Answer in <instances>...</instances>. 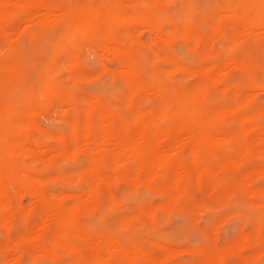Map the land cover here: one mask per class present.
I'll return each mask as SVG.
<instances>
[{
	"label": "rangeland",
	"instance_id": "rangeland-1",
	"mask_svg": "<svg viewBox=\"0 0 264 264\" xmlns=\"http://www.w3.org/2000/svg\"><path fill=\"white\" fill-rule=\"evenodd\" d=\"M38 1L42 2V4L60 2L59 3L60 7L64 6V9L63 8H61L62 10L60 9L62 12H66V10L71 8L72 6L74 8V5H75L74 4L71 6V3L73 4L74 0L73 1L71 0V3L70 2L68 3L69 0H67V3L70 4L69 6H66V2H65L66 0H31L32 5L31 7L28 8L29 12L27 10L29 14L32 13V15L30 16L31 23L24 16V14L26 13L20 12L18 10L19 6L15 5L14 7L15 9H17L16 10L17 12L16 11L11 12L14 14L10 13L8 18L6 19L7 21L11 20L14 22L12 26L13 27V33H12L13 37H11L12 39L11 38L6 39L2 34H0V49L4 47V49H2L0 52V62H3L4 63V64L2 63L3 65H5L6 63L7 64L10 63L9 65L10 67H8L6 64L7 70H3L2 72L0 70V94H1L0 95V105L2 107L4 106L2 105L3 103L4 104L9 103L8 106L10 105L11 108L16 107L17 105L15 104L16 100L14 103L11 104L10 103L11 98L14 99L13 96H15L14 94H16V92L21 91L20 93H22L24 91L23 89H25L26 86L22 87L21 86L22 83H23V86L26 84L27 87L28 85L29 86L31 85L30 86L31 88L28 87L29 88L28 90H30L29 92H31L32 94V95L30 94V96L33 102V105H32L33 111L31 112L33 113L37 109H39L37 111H40V112L39 113L34 112L33 115L30 114L32 115L30 116V119H31L30 122L32 121L34 123V121H36V123H34L35 125L32 123L33 126H31L32 124L29 126L30 143L34 144L37 138L38 141L36 143H39L40 145H43L46 148H49L48 146H50V148H53V147L57 148L59 144H58V140L56 139L57 136L55 135L58 132H59L58 135L60 134V132H62L63 135L70 136L71 118L74 116H77L78 118H80V120H83L84 118L82 111H80V113L77 114L76 110L74 111L73 108L71 109L70 107H67V106H65L67 108L63 110L64 108L62 107L63 108L62 109L60 104L57 101H53L52 103L44 102L43 97L42 98L39 97V95L40 96L42 95L38 93L39 90L41 91V88H42L41 86L43 85H41L40 86L41 88L37 91V88L39 87V82L43 83L44 78H47L45 79V81H48V79L49 81H51L53 79L52 81L59 83L62 89L67 90L69 94L75 98V101L78 105L84 104V102L87 100V97L84 98L85 96H88V100L90 99L89 101H91V99L94 98V95L95 96L97 95L98 97L96 98L100 100L104 106H106L108 111L114 112L117 117L124 119L127 123L131 125H133L134 123L133 122V118H134L133 109H135L137 106H140L143 109V111L145 110L147 112L151 110L153 112L150 115V117H148L149 121H151L153 125H159L163 122V118L161 119V116L158 115L159 97L151 92L150 93L154 95L155 98L154 96L152 98V96L149 95V93H147V95L142 92H137V94L130 93L131 91L129 89V86L124 82V80L119 75L113 74L108 70L110 67L116 66V61L110 58L108 55H105L102 51H100V49L96 47L95 43L87 44V45L70 43L71 47L69 46V43H66V42L63 43L69 49H72L70 51H73L71 53L75 54V58H72L74 56H71L68 51H64V52L58 51L59 43L64 42L63 38L60 37L62 33V32L60 33V31H62L60 30L61 27H53L52 28L53 30H52L51 28L42 27L40 22L37 21V19L33 20L35 16L36 17L38 15L40 16V14L43 13V12L40 13V11H43V9L42 7L40 8L41 5L40 6L38 5ZM88 1L89 0H78L77 2L78 3L80 2L78 6L82 5L85 2L87 3ZM120 1H121L120 6H122L120 8V11L122 12V14H124L125 16L127 15L128 18H132L133 20L135 19L136 24L134 23L133 27L131 28L130 30L131 33L127 34V32H125L124 30H118L117 36L119 40L126 47L130 46L129 50L131 49L132 52L135 53L136 58H138L139 61L143 62L142 71H141V78L143 81L150 80L153 75H156L157 77H161L165 80H168L169 83L182 84L187 87L194 85V84H205L208 82V79L206 77V74L203 73V71L205 72V70H203L201 67L207 69L209 65L210 66L211 64L213 65V63L214 64L221 63V62L225 63L226 60L232 56L233 59L234 57L236 58L234 60H238V61H242V59L246 60V62L251 65V69L249 70V72L247 71L241 72L242 69H240L239 67L237 68V70L236 68L234 69L232 68L231 70L230 68L231 65L229 66L230 61L227 60L228 65L227 64L226 65L227 67L229 66V68H226L224 66L225 64L222 63L224 67L223 70L225 68L227 69L224 71L225 73L222 71L223 76L224 74L231 72V74L229 73L228 76L226 75L224 77H226V79L228 77L230 78V76L232 77L230 81H229V78L227 79V81H225L224 79L219 84V87H222L225 85H233V84L234 85L236 84L237 86L238 84L237 87L241 89V86L242 87L245 86V88L241 89L242 92H244V90H246L245 92H249V93L255 91V94H253V96L255 95L258 98L255 100L253 96H251L252 95L251 93L250 97L253 102V107H256L259 104L264 103V91H260L264 89L260 88L259 90L258 87L257 88L254 87L257 90L255 89L253 90V88L250 87V83L252 81H256L257 79H258L257 80L258 82L264 81V74H262V72H264V47H263L264 45L262 43L256 42L253 39H251V36L246 38L248 34L245 36L243 35L244 32L242 34L240 31V30L243 31L244 28L241 29V27H239L240 30H237L238 28L234 29L232 28L231 25H225L224 30L226 29L227 31L226 36L219 37L218 35L220 34L217 33L216 28L213 23L214 20L217 18V17L215 18V16H218L216 15L217 13L214 14L215 11H217V9L215 10L213 9V7L216 8L219 6V9L223 12L225 8L227 7V5H229L230 0L229 1L222 0L223 2L221 0H207V1L206 0H176V1L170 0L169 2L168 0H158L157 2L155 1L156 3L152 2L151 4H150L151 0H139V1L138 0H120ZM131 1L132 3H130ZM234 1L235 0L230 1V4H232V2ZM216 3L218 4V6ZM32 7H34L35 9ZM66 7L68 8L66 9ZM188 7L190 8L191 13L193 11L192 14L190 13V10L187 9ZM131 8L133 9V11L131 10ZM181 9L183 11H181ZM31 10L32 12H30ZM185 13L190 14L189 17H187L188 14H185ZM251 13L253 14V12ZM16 14H18V17ZM132 14L133 16L135 15L134 18L131 16L129 17V15H132ZM23 16L25 18H23ZM202 16L207 17L209 23L203 22L201 19ZM15 18L18 20H16ZM158 18H164V19L167 18L166 20H169V22L177 26L178 33L174 35L170 41H168V39L167 40L161 39L160 38L161 34L159 35V33L158 35L160 37L156 35L157 33L155 32L152 33L153 24ZM182 18L184 20H182ZM132 19H129V20H132ZM141 19H145V20L148 19L150 20V22L144 23L142 21L143 24L139 23L141 22ZM176 20L178 22H176ZM182 21L185 23L189 22L191 26H195L194 27L195 29H194L193 27L191 28V26L188 25L189 26L188 29L190 28L193 29V30L190 29L191 36L189 38H186L182 36L181 33H179V31L181 32L184 29V27H186V24H187V23L184 24ZM23 22L26 23L27 25L24 24ZM21 23H23L24 25ZM182 23L184 24V27L182 26ZM19 25L21 26L23 25L22 27L24 28L22 27L20 28ZM29 25H31L30 28L28 27ZM38 26L41 29L38 28ZM143 27L145 29H141ZM25 29L27 30L31 29L32 34L26 30L27 32L26 37L27 38L30 37V34L32 36L30 39L25 38L26 34L22 35L25 32ZM135 29H137L138 31ZM196 29L197 30L199 29L204 35L203 42H201L200 47L195 46L196 39H195L194 30ZM21 30L24 31L22 32V34H21ZM236 30L237 32L240 31V33H236ZM55 31H56V34L59 32L60 36L56 35ZM136 31L137 33H134ZM192 31H193V34H192ZM244 31L246 30L244 29ZM211 32L214 33V36H218L219 38L218 37L216 38L213 35H211L213 36L214 41L212 39L210 40L209 38H210ZM13 34L14 35L16 34V35L14 36ZM53 34L55 35L52 37ZM131 34H133L134 37ZM242 35L243 37L245 36V38H242V40L241 39L239 40V38H241ZM20 36H23L24 39H22V37L20 38ZM235 37L238 40L236 39L237 42L234 45H232V43L236 41L234 40ZM18 38H20L21 41ZM158 38L161 40H159ZM48 39H50V42ZM150 39H151V42H149ZM7 40L8 41L10 40V41L7 43ZM208 41H210L211 43ZM16 43H18L19 46H15V45H18ZM215 43H217V45ZM230 43L232 46L229 48L228 45L230 46ZM191 44L193 46H191ZM93 45L95 46L93 47ZM207 45H208V49L206 51L204 46H207ZM10 46L12 49L10 48ZM49 46L53 47L52 50L51 48H49ZM233 46H235L236 49H234ZM45 49L47 50L45 51ZM5 50H8V51H5ZM152 50H156L157 53H155V51L153 52ZM213 51H216V52L218 51V53L213 52ZM65 52L66 53L68 52L66 56H64V54H66ZM46 53H48L49 55H47ZM231 53L232 54L234 53L233 54L234 56ZM235 53H236V56H235ZM156 54H160V55L164 54V55L160 57L159 55H156ZM165 54L167 56L169 55L170 56L167 58ZM38 55L41 61L37 59ZM68 55L71 56V60L69 59L70 57L68 58L69 60L66 59ZM226 55L230 57L228 58ZM237 55L240 57L237 58ZM156 57H159V58H156ZM169 58H171L172 60ZM239 58H242V59H239ZM224 59H225V62L223 61ZM63 60L65 62H62ZM174 60L179 63V66L181 68H178L179 66H175ZM75 62L78 64L73 65ZM40 63H42L43 65L42 66L39 65ZM71 63H73L72 68L68 66V64L70 65ZM66 65L69 68L65 69L67 67ZM36 66L39 69L41 68V70L36 68ZM170 66L173 69L171 72H168L170 71L169 69H171L169 68ZM13 67L17 68L16 72H11V70L14 69ZM30 67H32V70ZM165 67H168L169 69L166 68V70H164ZM48 68L51 70H54V73L52 75H47L48 70H49ZM200 68L202 69V71ZM36 69H38L39 71H43L42 73L44 74L40 73L39 71L37 72ZM44 69H46L47 71ZM68 69L74 70L76 75L75 76L72 75L71 71ZM26 71H28V75ZM33 71L35 75L39 74L38 76H40L42 74L43 76L41 75L40 78L41 80L43 79V81L39 80L40 78L38 76L35 80L34 77L36 76L33 75ZM55 72L57 73L55 74ZM79 72L81 73L80 75H78ZM83 72H84V75H83ZM167 72L169 74H167ZM255 73L257 74L255 75ZM85 75H87V77ZM51 76H53L52 79H51ZM81 76L82 77L84 76L85 79H83ZM24 77H26L27 80ZM24 80H25V83L23 82ZM246 87H249V88H246ZM27 91H26V94H27ZM90 93L94 95L90 96L91 95ZM23 94H25V92ZM23 94L22 95L18 94V95L22 97ZM18 95H17V98H19ZM128 95L130 96V98L132 97V100H133V104L131 107H129L128 105L125 106L126 105L125 100L128 98ZM83 98L84 100L85 99L86 100L84 101ZM36 101L39 103H37ZM210 101L215 104L225 103L227 105H231L234 103V97L230 92L228 94H222V92L220 93L219 90L213 89L211 91ZM256 102L258 103L261 102V103L258 104ZM43 107L46 110H44ZM58 107L61 109H58ZM34 108H37V109L34 110ZM148 108H151V109L148 110ZM53 109L55 110V112L56 111L57 112L54 113ZM42 110L45 111V115H43L44 112ZM62 110L64 112L60 114ZM31 117L34 119L32 120ZM223 120L224 121H222L220 127L223 130H225V132H227L229 135L233 136V138L229 140L228 147L233 151L235 150L237 152H240L244 146V143L242 142V140L236 137V133L239 128L240 118L234 114L228 113ZM253 120L255 121L253 122ZM253 120H252L253 124L255 123L256 126H259L264 129V115L263 114H260L254 117ZM36 126L37 127L39 126L40 130L36 129L37 128ZM41 128H43L44 130L46 129L47 130L43 132L41 131ZM81 131H82V128H80V132ZM51 132L53 133L54 136L52 135ZM96 132L97 134H99L98 131ZM49 134H51L52 136L50 137ZM181 140L182 139H179V141L177 140L176 142L178 143ZM176 142L174 144H176ZM72 143H73L72 141H69L68 143L67 151H70V150L72 151V152L71 151L69 152L71 153L70 157H68L67 151H66L67 156H65V153L64 154L60 152L58 153L55 150H51L52 152L54 151L56 152V153L54 152L55 154L54 153L51 154V151L49 150L45 152L44 156L48 155L49 152L51 155L49 154V156L45 157V159L44 157L42 159H37L31 155H23L19 158V161L21 160L22 163H24L26 166H30L29 167L30 171H31L30 168L34 167L32 171L36 170L34 172L39 173V175L42 178H44L45 175L47 177L49 176V178L46 177L47 179L43 180V183H45L44 187L46 188L49 195L56 194L51 197L55 201V203L58 201L57 203H60L63 207H66V208L68 206L70 207L69 203L72 204L74 202L75 204H77L76 202L79 196L73 193H77V192L79 193L80 192L79 190L85 188L87 184L90 183L91 181V177L88 173L89 171L88 170L87 172L84 171L85 168L90 169V167L89 168L87 167V165L90 164V157L86 153V151L83 149L87 147L86 145L89 146V144L86 143V145L83 146V144L85 143L84 142L82 143V141L79 140L77 141L76 145L80 143L81 144L78 145L77 147L75 143L74 144ZM169 143L170 142L165 141L163 142V145L169 146L167 145ZM74 145H75V148H74ZM178 145L181 146L182 144L179 143ZM178 145H174V147L177 148ZM261 145L262 146L264 145V139L261 140ZM174 149L172 151L175 152L176 154L171 151L172 156L171 155L170 156L173 158L174 161H179V160L182 161L185 167L183 168L165 167V169L164 167L160 168V170H163L164 172L158 170L159 167H153L152 168L153 170L154 168H157V170L160 171L158 172L155 169L153 172L152 170L153 174L157 173L155 178L153 177L154 175L151 173L153 175L151 178L153 182L151 181V179H148L149 177H147L146 175H144V177L136 175L133 171V166H132L134 164H132V161H130L129 159L127 161L125 160V163L124 162L122 163L123 167L121 168L113 167L114 164L112 163H110L107 167H95V170L100 175H102L103 173L105 174L106 172H109V171L110 173L106 174L105 176L106 178L104 177V183L102 184V187L100 188L99 193L94 198L95 201L92 200L91 196L87 199L88 200L87 202L88 203L92 202L93 205L91 207H89V205H86L84 206L86 208L83 207L80 210L77 220L76 222H74L76 225L80 227V230H81L79 231L80 233L79 234L71 233L65 236L66 242L72 247L78 248L79 250L78 253L79 254L81 253L80 256L82 255L83 257V258L81 257L80 259L81 263L80 261H77V262L75 261V264H84V263L89 264L88 262H90L91 264H120V263L128 264L131 262L130 264H132L133 262L132 260H134L132 258H136L135 255L138 254L139 252V250L137 249H140L141 251L139 254L141 253L146 254L147 256L144 255V257L145 256L148 257L152 261L153 264L154 263L163 264L164 262H165L164 264H264V250H262V248H264V244H263L264 243L263 242L264 241L263 239L264 238V231H263L264 224L262 226V222L264 223V203L262 205V201L264 202V191L258 192V187L264 186L262 185L264 183H261V182H264L263 181L264 179V158L262 159L263 150L261 151L262 153L261 154L259 151H257V149H252L251 151L252 153L250 155L253 154L254 157H251V160H249L250 156L249 158L243 157L244 162L242 161V163H245V164L244 165L242 164L241 167H235V170L233 167H220L216 161L211 160L208 156H205L203 161L209 163L211 167H204L205 169L200 167V169L204 173H205V170L208 169L207 172L211 173V175L207 173H205L207 175H204L202 172H200L201 174L199 175L198 173V177H196V174L199 171V167H193V162L190 157L189 149H186V148L185 149L177 148L178 150H174ZM218 157L221 158V155L219 154ZM48 158H50V161L52 159V161L47 162L46 159ZM244 158L246 161L247 159L249 161H252L253 165L252 164L250 165L251 162L250 163L247 162L249 164H246ZM257 166H258V169L260 168L261 170H258ZM80 168H83V172ZM92 168L94 169V167H91V169ZM174 168H175V171L178 172L176 173V175L179 177L181 176V178L177 177L178 179L177 181L179 182V184L177 185V181H176V184H175L176 186L173 184L175 183L176 179L173 182H171V180L174 179L172 178L174 177L173 174H171L173 173ZM180 168L183 169L184 171L181 170ZM194 168L198 170H196L195 172ZM76 169L82 172L80 173L78 171L80 173L79 176L76 175L78 174ZM111 169H114V171L112 172ZM121 169H123L122 171H124L123 173L126 175L125 176L123 174V176L127 178L123 177L122 173H120V176H118L119 175L118 173L119 171H121ZM72 170L73 172H71ZM242 170L243 171L245 170V171L243 172ZM115 171L118 173H116ZM179 171L183 173L179 174ZM114 172L117 175L116 174L113 175ZM111 173H112V176H109ZM52 176H54V178L56 176V178L53 179ZM117 176H118V179L116 180ZM128 176L130 178H128ZM213 178H215L214 180L216 181V182L214 181V183H212ZM248 180L250 181V183ZM217 181H219L220 184L217 183ZM216 183L219 184V186L216 185ZM175 187H177L178 190ZM59 189H61V192ZM174 189L177 191H175ZM181 189L184 191H182L181 196H180L179 193ZM10 193L12 195L13 204H14V211H13L14 215L13 217H9L10 220L7 221L8 226H5V225L2 226L0 224V242L1 243L4 242L8 238L14 239L18 234L25 232L27 228H29L30 226L32 227V229L34 227L36 228L35 231H32L33 234L35 233L38 234V232L36 231H39L38 229L40 230L42 229L43 225H45L43 222L47 223L46 220L43 219V220H40L42 224L38 221L41 224L40 226L41 228L38 226V229H37L36 226H32L34 221L39 219L38 217H40V215L38 214H40L41 210L44 209L42 206V203L39 202L40 200H37L38 202L35 201L38 198L31 197L30 199V196L26 192H25L26 194H24L23 192H21L22 194L18 193L20 195L19 197H17V195L15 196L14 194L13 188L10 189ZM107 193H112L113 199L115 198L114 200L117 202L116 203L115 201L111 200L112 202L116 203L110 207L111 209L107 208L111 205L109 203L110 202V199L108 197L109 194L107 195ZM57 195H59V197H57ZM110 198H111V194H110ZM27 200H28V203H26ZM30 200L33 201L32 202L33 204L31 203ZM29 203L31 206H29ZM27 204H28V207H26ZM154 204H157V206ZM20 206L22 208H26L29 210L27 213L28 221L26 224L22 220L24 211L23 209H21ZM152 206L154 208H152ZM150 210L153 211L151 212L153 213L152 215H154V217L151 216L150 214L148 215L149 217L147 216L148 211L150 212ZM259 212L261 213V215ZM255 213H257V215L254 218L253 216L255 215ZM122 215L125 217L126 215L128 216L130 215V218L127 221L128 217L126 218L121 217ZM258 216L262 218V220H260L262 228L259 227L260 223L259 225H257L256 220L258 219ZM120 217L122 218L121 220H120ZM150 217H152L153 219H149ZM123 218H125L126 220ZM121 221L122 222L127 221V226H126V223L125 225H123L124 223H122ZM92 223L94 224V226ZM100 224L102 226H100ZM53 225L54 224H50L49 230L47 231L49 233L46 232L47 234H45V236H43L42 238H40L39 235L35 234L37 241H39L38 246L42 245L47 250L49 249L53 250V252L50 250L52 252L51 256L47 253H46L47 255H43L44 254L43 253L44 250H42L43 247L41 249L40 247L36 248V251H34V253H36L34 255V258L31 257L33 254L30 255L28 251L23 253L22 255L19 254L20 256L18 257L16 255L17 252L15 251L14 253L15 255L12 256L14 259L11 260V264H74V260L72 259L71 255L67 254L66 252L65 254L61 248H59L53 243L52 241L53 238L60 237L59 231L57 230V228L54 227L56 225L54 226ZM255 225L258 227H256ZM253 227L254 228L256 227L257 229L256 228L254 229ZM258 228L260 229L259 231H258ZM52 229H55V230L53 231ZM82 229H83V232H82ZM89 230L92 231V233L94 234L96 230H98L95 234L96 236L91 235L92 233L88 234L90 232ZM85 232L87 235L84 234ZM100 232L104 233L105 236L107 237L111 236V238H115L116 240H118V243L121 242V244H124V246L129 247V249L131 245L132 246L134 245L133 247H135L136 249L135 248L134 249L137 251L135 252L136 254H134V252L131 250V255L132 254L134 255H132L133 256L132 258H127L128 260L130 259L129 261L125 258H122L119 255V253L117 252L115 253V250H116L114 248L115 246H111V244H113L111 243L113 242V240L109 242L111 243L110 245H106L105 240H104L105 238L104 234H102L103 238L100 239V237H98L99 236L98 234H100ZM50 235H52L53 238H51ZM107 237L105 239H107ZM123 237H125L127 243L124 242L125 239ZM92 238L93 239L97 238L98 240L100 239L99 241L101 242V244L100 242H98L99 244H96L97 239H96V242L94 240L95 243L93 242L95 245H98V249H95L93 247V244H91V242L93 241ZM150 239L152 242L148 241ZM102 240H104V242ZM106 241H108V239ZM246 242L249 244H246ZM155 243H157L158 245L157 244L155 245ZM121 244H118V245H121ZM163 244H165L166 247ZM21 246L25 250H28L30 248V245L26 242L21 243ZM107 246L108 247L110 246V248L112 247V249L113 248L115 249L114 252L109 249L110 252H113V256L108 255V253L109 254L111 253L109 251L107 252L106 250V248H108ZM118 248L120 249V247ZM174 248L176 249L174 250ZM39 250H41L42 251L41 253L43 254H41ZM258 251H261V252L257 253ZM96 252H100L99 254L102 253V255H99ZM249 252H251V254ZM53 254H54V257H53ZM97 254H98V257L95 258ZM252 254H254V256H252ZM103 255L104 256L108 255V259L107 257L104 258ZM109 256L111 257L109 258ZM144 257L142 258V255L140 256V258L137 257V259H135V261L136 260L137 261L136 263L134 261V264H141L142 261L138 259H144ZM148 258H146V260ZM0 259H1V253H0ZM31 259L33 261H31ZM146 260L145 262H147ZM146 264H150V262L149 263L147 262Z\"/></svg>",
	"mask_w": 264,
	"mask_h": 264
},
{
	"label": "bare ground",
	"instance_id": "bare-ground-1",
	"mask_svg": "<svg viewBox=\"0 0 264 264\" xmlns=\"http://www.w3.org/2000/svg\"><path fill=\"white\" fill-rule=\"evenodd\" d=\"M77 1L78 0H74V2H76V3L73 2V4L71 3V0L68 1V3L69 2L71 3V6L74 4L76 5V6L74 5V8H73V6L72 7L70 6L71 8H69V9H67L68 7H66L68 12H67V10H66V12L61 11L62 10L61 8L64 9V6L60 7V5H59L60 2L59 3L55 2V3L42 4V2L38 1V5L39 6L41 5L40 8L42 7V9H43V11H40V13H42V12L43 13L40 14V16L38 15L40 18L38 16L37 17L35 16L33 18V20L37 19V21L40 22L41 26L44 28H51L52 29L53 27H61V29L58 28V29L62 30V31H60V33L62 32L61 36H60V33L58 31H57L58 32L57 34L55 31V34L62 37L63 41H64L62 43H59V50L58 51H61V52L68 51L71 56H74L72 58H75V54L71 53V52H73V51H70L72 49H69L63 43H65V42L69 43V46H70V43L84 44V45L95 43L96 47L99 48L100 51H102L105 55H108L110 58H112L116 61V66L110 67L108 70L113 74L119 75L124 80V82L129 86V89L131 91V92L129 91L130 93H134V94L136 93L137 94V92H142V93H145L146 95H147V93H149V95H151L152 98L154 95H152L151 93H154L155 95H157L159 97L158 115L161 116V119L163 118V122L159 125H153L152 122L149 121V118H148L153 113L150 110L151 108H148V110H150V111L146 112L145 110L143 111V109L140 106H137L135 109H133V112H134L133 122L134 123H133V125H131V124L127 123L124 119L117 117L114 112L108 111L106 106H104L102 104V102L96 98L98 96L97 95L95 96L94 94L93 95H94L95 99L92 98L91 101H89L90 99L88 100V96H85V97L83 96L84 98L87 97V100L85 99L86 100L85 101L83 98V100L85 101L84 104L78 105L75 101V98L72 95H70L67 90L62 89L60 87L59 83L52 81L53 76H51V79H52V80L50 79L51 81H49V79H48V81H45V79H47V78H44V81H43V79L41 80L40 76L44 73H42L43 71H39V70H41V68L39 69L37 66H36V68L39 69V70L36 69L37 72L39 71L42 74L40 76H38L39 74L35 75L34 71H33V75L36 76V77H34V79L36 80V78L38 76L40 78L39 80L43 81V83L39 82V87L37 88V91H38L42 87L41 91L40 90H39L40 92L38 91V93H40L42 95V96L39 95V97H41V98L43 97V101L47 102V103H52L53 101H57L60 104L61 108L62 107L64 108V109L62 108L63 110H65L67 107H70L71 109L73 108L74 111L76 110L77 114H79L80 111H82V113H83V117H84L83 120H80V118H78L77 116H74L71 118L70 136H65V135H63L62 132H60V134L58 135L59 132L58 133L56 132L57 134L55 136H57L56 139L58 140V144H59L57 148H54V147L50 148V146H48L49 148H46L43 145L36 143L38 141L37 138H36V141L34 144L30 143L29 126L33 123L32 121L30 122V120H31L30 116H32L34 114V112H37V113L40 112V111H37V110H39L37 108H34V110L37 109L36 111H34L33 113L31 112V111H33L32 110L33 109L32 108L33 102H32L31 96H30L31 92H29L30 90H28L29 89L28 87H30L31 85L30 86L28 85V87H27L26 84L23 86V83H22L21 86L22 87L26 86L27 89L26 88H25L26 90L23 89L24 91L22 93H20L21 91L16 92V94L18 93L19 95L20 94L22 95L24 92L26 94V91L28 90L27 94L26 95L23 94L22 97L17 94L19 96V98H17V95L14 94L17 99L15 98V96H13L14 99L11 98V101L14 100L13 102L10 101L11 104L14 103L16 100V103H15V104H17L16 107L11 108L10 105L8 106L9 103H6V104L3 103L2 104V105H4V106H2L3 108L0 105V224L2 226L3 225L8 226L7 221L10 220L9 217H13V215H14V213H13L14 204H13L12 195L10 193V189L13 188L14 194H15V196L17 195V197H19V195H20L18 193L23 192L24 194L27 193L30 196V199H31V197L32 198H38V199H36V200L34 199V200L35 201L40 200L39 202L42 203V206L44 209H42L40 214H38V215H40V217H38L39 218L38 220L34 221L32 226H36L38 229V226L40 227L42 224L40 222V220H43V219L46 220L47 223L42 221L45 225H43L41 230L38 229L39 231H36V232H38V234L35 232L34 233L39 235L40 238H42L43 236H45V234L49 233L47 231L49 230L50 224L56 225V226H54V225L53 226L55 228H57V230L59 231L60 237L59 238L58 237L53 238V236L50 235L51 238H53L52 241L56 246L61 248L64 251V253L66 252L67 254L71 255L72 259L74 260V264H75V261L76 262L80 261L82 255L80 256L81 253L80 254L78 253V251H79L78 248L72 247L71 245H69L66 242L65 236L68 234H71V233L72 234L73 233L74 234L80 233L79 232V231H81L80 227L78 225H76L74 222H76L78 214L84 206L89 205V207H91L93 205L92 202H91L92 204L90 202L88 203L87 199L91 196L92 200L95 201L94 198L97 196L100 188L102 187V184L104 183V177L106 176L107 173L108 174L110 173V171H109V172H106L105 174L103 173L102 175H100L95 170V167H107L110 163H112V164H114L113 167H115V168L120 167L121 168V167H123L122 163L123 162L125 163V160L127 161L129 159L130 161H132V164H134L132 166H133V171L136 175L143 176V177H144V175H146L147 177H149L148 179H151L152 176L154 175L153 177L155 178L157 173L156 174L152 173L153 167H159L158 170H160V168H162V167H164V169H165V167H176V168L177 167L178 168L179 167H181V168L185 167V165L182 161H180V160L174 161L173 158L171 157L172 156L171 154L173 152L172 150L174 148H176V147H174V145H178L179 143H181L182 145L181 146L178 145L179 147L177 146V148L178 149L179 148L189 149L190 157H191L192 162H193V167H199V171L197 172L196 177H198V173H199V175L201 174L200 172H202L204 175H207V174L211 175V173L207 172L208 169L205 170V173H207V174H205L200 169V167L201 168L211 167V165L209 163L203 161L205 156H208L211 160L216 161L220 167H233L234 170H235V167H241L242 164L243 165L245 164V163H242L243 157L249 158V156H250L249 160H251V157H254L253 154H252L253 156L250 155L252 153L251 152L252 149H257V151H259L260 153L263 150L262 159L264 158L263 157L264 156V147H263L264 145L263 146L261 145V140L264 139V129L259 127V126H256L255 123L254 124L252 123V120L254 117H256L260 114L264 115V103L259 104L261 102H259V103L256 102L259 105L256 107H253V102H252L250 95L252 93L251 96H253V94H255V91L249 93V92H245L246 90H244V92H242L241 89L245 88V86H243V87L241 86V89H239L237 87L238 84H237V86H236V84L235 85L233 84V85H225V86L219 87V84L224 79H225V81H227V79L229 78L228 77L226 79V77H224V76H226V75L228 76V74L229 73L231 74V72L224 74V76H223V72L225 70H227L226 68H229L230 65H231L230 66L231 70H232V68L233 69L236 68V70H237V68L239 67L240 69H242L241 72H243V71L249 72V70L251 69V65L249 63H247L246 60H243L242 58H239V59H242V61L234 60L236 58L234 57V59H233V57L229 54L231 57L226 55L228 58L230 57L229 59H227L225 57L227 60L230 61V64L228 67H227V65H228L227 60L225 62V59L223 60L225 63H223V62L215 63V64L213 63V65L211 64V66L208 64L209 67L207 66L208 67L207 69L201 67L203 70H205V72L203 71V73L206 74V77L208 79V82L205 84H194V85L187 87V86L182 85V84L169 83L168 80H165L161 77H157L156 75H153V76L151 75L152 78L150 80L143 81L141 78V71H142L143 62L139 61V59L136 58L135 53L132 52L131 49L129 50L130 46L126 47L119 40V38L117 36L118 30H124L125 32H127V34L131 33L130 30L133 27L134 23L136 22L135 19L133 20L132 18H128L127 15L125 16L124 14H122V12L120 11V8L122 7V6H120L121 1L120 0H89L87 3L85 2L79 6H78V4H80V2L78 3ZM155 1L157 2L158 0H154V1L151 0L150 4L152 2L154 3ZM169 1L170 0H168V2ZM230 1H232V0H230ZM230 1H229V5H227V7L225 6L226 7L225 10L223 9L225 11V13H224V11L222 12L219 9V6L217 3L216 4L218 7H216V8L213 7V9H215V10L217 9V11H215L214 14L217 13L216 15H218V16L214 15L215 18L216 17L217 18L213 22L217 33L220 34V35H218V34L217 35L219 37H221V36L225 37L226 36L227 31H226V29L224 30L225 25H231L232 28H234V29L238 28L237 30H240L239 27H241V29L244 28L246 30V31H244V29H243V31L240 30L241 33L243 34V32H244L243 35H245V36L248 34V36H246V38L251 36V39H253L256 42L262 43L264 45V0H235L234 1L235 3L232 2V4H230ZM65 2H66V6L70 5L67 3V0ZM130 3H132V1ZM147 3H149V2H147ZM210 3H211V1H210ZM15 5L19 6L18 10L20 12L26 13V14H24V16L31 23L30 16L32 15V13H30V14L28 13L29 12L28 8L31 7V5H32L31 0H16V1H14V0H0V34H2L6 39L13 37L12 36L13 27L12 26H13L14 22L11 20L7 21L6 19L8 18V16L10 15L11 12H14L17 10L14 7ZM183 6H182V8H183ZM32 8H34V7H32ZM209 8H211V7H209ZM187 9L190 10L189 7ZM27 10H28V12H27ZM131 10L133 11L132 8H131ZM178 11H179V9H178ZM181 11H183V10L181 9ZM30 12H32V10ZM251 12H253V14ZM190 13H191V10H190ZM192 13H193V11H192ZM11 14H14V13H11ZM65 14H67V15H65ZM185 14H188V13H185ZM16 15L18 17V14H16ZM21 15H23V14H21ZM182 15H183V13H182ZM189 15L190 14H188L187 17H189ZM24 16H23V18H25ZM130 16L134 18L135 15L133 16V14H132V15H129V17ZM175 18H176V16H175ZM11 19H12V17H11ZM129 19H132V20H129ZM166 19L158 18L154 24L152 23L153 24L152 33L155 32V33H157L156 35H158V33H159V35L161 34V37L159 35L158 36L161 39H163V40L168 39V41H170L172 39V37L178 33V29H177L176 25L172 24L171 22H169V20H166ZM201 19L203 22L209 23L207 17L202 16ZM16 20H18V19H16ZM182 20H184V19L182 18ZM19 21H20V19H19ZM142 21L144 23L150 22V20H148V19H146V20L141 19V22H139V23L143 24ZM176 22H178V21L176 20ZM23 23H21V24H23ZM183 23L186 24L187 22L186 23L183 22ZM183 23H182V26L184 27ZM24 24H26V23H24ZM37 24H39V23H37ZM137 24H138V22H137ZM188 25L191 26L190 23L188 22L186 24V27H184V29L181 27L183 30L181 32L179 31V33H181L182 36H184L186 38H189L191 36L190 29L192 27L193 28L195 27V26H191V28L188 29L189 28ZM22 26L19 25L20 28ZM139 26H137V27H139ZM146 26H147V24H146ZM28 27L30 28L31 25H29ZM144 27L141 29H145ZM22 28H24V27H22ZM38 28H40V27L38 26ZM147 28H148V26H147ZM137 29H135V30H137ZM26 30L27 29H25V32L21 30V34H22V32H24L22 35L26 34L25 38H27L26 37L27 36ZM29 30H27V31L31 33L32 32L31 29H29ZM191 30H193V29H191ZM237 30H236V33H240V31L237 32ZM137 31L134 33H137ZM194 32H195V39H196L195 44L196 45L194 43L193 44L196 47H200L201 42H203V36L204 35L202 34V32L199 29L194 30ZM15 33H17V32H15ZM30 33H28V34H30ZM31 34H30V37H28L27 39H30L32 37ZM55 34H53L52 37ZM192 34H193V31H192ZM131 35H133V34H131ZM131 35H130V37H131ZM211 35L214 36V33L211 32L210 38H209L210 40L211 39L213 40V36H211ZM243 35L241 38H239V40L240 39L242 40V38H245V36L243 37ZM218 36H214V37L217 38ZM21 37H22V39H24L23 36H20V38ZM133 37H134V35H133ZM237 37H239V36H237ZM20 38H18V39L20 40ZM50 39H48L49 42H50ZM161 39H159V40H161ZM236 39L237 38L235 37L234 40H236ZM237 40L234 43H232V45H234L237 42ZM9 41L7 40V43ZM149 42H151V39ZM208 42H210V41H208ZM231 42H233V41H231ZM16 44H18V43H16ZM21 44H23V43H21ZM215 44L217 45V43H215ZM212 45H213V43H212ZM232 45L230 43V46L228 45V47L230 48ZM15 46H19V44L15 45ZM94 46L95 45H93V47ZM191 46H193V45L191 44ZM73 47H74V45H73ZM166 47H168V46H166ZM233 47H234V49H236L235 46H233ZM261 47H262V45H261ZM10 48H11V46H10ZM49 48H51V50H52L53 47L49 46ZM204 48L207 51L208 45L204 46ZM2 49H4V47L0 49V52ZM47 49H48V47H47ZM47 49H45V51ZM5 51H8V50H5ZM76 51H78V50H76ZM152 51L153 52L155 51V53H157L156 50H152ZM68 52L67 53L65 52L66 54H64V56H66L68 54ZM213 52H216V51H213ZM216 53H218V51ZM46 54L49 55L48 53H46ZM104 54H103V56H104ZM156 55H159L161 57L164 54H162V55L156 54ZM71 56L68 55L66 59L71 60ZM169 56H167V58ZM235 56H236V53H235ZM238 57H240V56L237 55V58ZM156 58H159V57H156ZM222 58H224V57H222ZM37 59L40 60L39 55H38ZM169 59H171V58H169ZM74 60H76V59H74ZM32 62H34V61H32ZM62 62H65V61L63 60ZM76 62L74 64L73 63H71L70 65L68 64V66L72 68V64L73 65L78 64ZM2 63L3 62H0L1 72L3 70H7V66L10 67L9 66L10 63L9 64L6 63L7 66H6V64L3 65L4 63L3 64ZM36 63H37V61H36ZM222 63L225 64L224 66L226 67L224 70H223L224 67H223ZM62 64H64V63H62ZM174 64H175V66H179V63L175 60H174ZM39 65L42 66L43 64L40 63ZM145 65H147V64H145ZM68 66L66 68L65 67L64 68L67 69V68H69ZM181 66H183V65H181ZM172 67H173V65H172ZM172 67L171 66L169 67L171 69H169L168 67H165L164 70H166V68H167L170 70V71H168V70L167 71L171 72L173 69ZM204 67H206V66H204ZM13 68L14 69L11 70V72H16L17 68H15V67H13ZM30 68L32 70V67H30ZM178 68H181V67L179 66ZM70 69H68V70H70ZM202 69H201V71H202ZM44 70H46V69H44ZM70 71H71L72 75H74V76L76 75L74 70H70ZM188 71H189V69H188ZM26 72L28 75V71H26ZM57 72H55V74ZM168 72H167V74H169ZM29 73H30V71H29ZM53 73H54V70L49 69L47 75H52ZM95 73H96V71H95ZM80 74L81 73L79 72L78 75H80ZM167 74H165V75H167ZM256 74L257 73H255V75ZM262 74H264V72H262ZM33 75H32V77H33ZM83 75H84V72H83ZM87 75H85V76L87 77ZM26 77H24V78L26 79ZM48 77H50V76H48ZM111 77H112V75H111ZM231 77L232 76H230L229 81H230ZM82 78L85 79L84 76ZM261 78H262V76H261ZM256 81H252L250 83V87L253 88V90L255 89L254 87H256V88L258 87L259 90H260V88L264 89V81H262V82H258V81L256 82ZM23 82L25 83V80ZM246 82H248V81H246ZM41 85H43V86H41ZM246 88H249V87H246ZM20 89H21V87H20ZM213 89L219 90L220 93L222 92V94H228L230 92L234 97V103L231 105H227L225 103H220V104L212 103L210 101V96H211V91ZM255 90H257V89H255ZM260 91H264V90H260ZM93 95L91 94L90 96H93ZM130 95H132V94H130ZM255 97L256 96L254 95L253 98L255 100L258 99L257 97L256 98ZM125 98H127V97H125ZM154 98H155V96H154ZM125 102H126L125 106L128 105L129 107H131L133 104L132 97L130 98V96L128 95V98L125 100ZM37 103H39V102H37ZM65 106H67V107H65ZM59 107H58V109H61ZM44 110H46V109L44 108ZM63 110L60 114H62L64 112ZM43 112H44V114L43 113L42 114L45 115V111H43ZM56 112L54 110V113H56ZM228 113L234 114L240 118L239 128H238L237 133H236V137L241 139L242 142L244 143L243 149H241L240 152H237L235 150L233 151L228 147L229 140L232 139L233 136L229 135L227 132H225V130H223L220 127L222 121H224L223 119L225 118V116ZM30 114H32V115H30ZM33 119L34 118H32V120ZM259 119H261V118H259ZM254 121L255 120H253V122ZM34 123H36V121H34ZM33 124L31 126H33ZM80 128H82L81 132H80ZM36 129H39V126ZM46 130L41 128V131H43V132ZM96 131H98L99 134H97ZM49 135L51 137L53 135V133H52V135L51 134H49ZM33 138H34V136H33ZM179 139H182V140L177 143L176 141L177 140L179 141ZM79 140L82 141V143L83 142L85 143V144H83V146L86 145V143L89 144V146L86 145L87 147L83 148V149L86 151V153L90 157V164H88L87 167L88 168L90 167V169H91V167H94V169L92 168L90 170V169L85 168L84 171H86V172H87V170L89 171L88 173L91 177V181H90V183L87 184V186L85 188L80 189L79 193L78 192L73 193V194H77V196H79L77 198L78 199L76 202L77 204H75L74 202L72 203L73 205L71 203H69L70 207L68 206L66 208V207H63L60 203H57L58 201L55 203V201L51 197L56 195V194L52 193L53 195H49L46 188L44 187L45 183H43V180L49 178V176L47 177L45 175V177L42 178L39 175V173L34 172L36 170L32 171V169H34V167L30 168L31 169V171H30L29 170L30 166H26L24 163H22L21 160L19 161V158L23 155H31L37 159H42L43 157L45 159V157L49 156V154H50V152H49V154L47 153L48 155L44 156L45 152L49 151V150L50 151L55 150L56 152H58V153L60 152L63 154L65 153V156L68 155V157H70L71 153H69V152L71 150L67 151L69 141H72L73 142L72 144L75 143V145H76L77 141H79ZM165 141L170 142L169 144H167L169 146L163 145V142H165ZM175 142H176V144H174ZM80 144H77L76 146L78 147V145H80ZM75 145H74V148H75ZM80 147H82V146H80ZM177 148L174 150H178ZM66 151L68 152V154L66 153ZM54 152L51 151V154ZM173 153H175V152H173ZM219 154L221 155V158L218 157ZM48 159H49V161H48ZM48 159H46L47 162L52 161V159H51V161H50V158H48ZM244 160H245V158H244ZM249 160L247 159V161L245 160V162H246V164H249L251 162L250 163V165H251L252 161H249ZM247 162H249V163H247ZM80 169L83 172V168H80ZM114 169H111L112 172L114 171ZM155 169L157 170V168H154V170ZM194 169H195V172H196V170H198L196 168H194ZM257 169H258V166H257ZM76 170H77V172L79 171L78 169H76ZM122 170L123 169H121V171ZM154 170H153V172H154ZM181 170H183V169H181ZM258 170H261V169L259 168ZM121 171H119V173L116 171L115 172L119 174L118 176H120V173H122V176H123L124 171H122V172ZM160 171H163V170H160ZM160 171H158V172H160ZM171 171H172V169H171ZM174 171H175V168H174ZM174 171H173V173H171L174 176V177H172L174 179H172L171 182H173L176 179L175 183H173L175 185L176 181L178 180L177 177H179V176L176 175V173H178V172L177 171L174 172ZM180 171H179V174L183 173ZM71 172H73V170ZM79 172L82 173L81 171H79ZM79 172L76 175L79 176V174H80ZM115 172L113 175L116 174ZM88 173H86V174H88ZM109 176H112V173ZM118 176H117L116 180L118 179ZM125 176H123V177H125ZM52 177H53V179L56 178V176H55V178H54V176H52ZM207 177H209V176H207ZM125 178H127V177H125ZM128 178H130V177L128 176ZM154 178H153V180H154ZM179 178H181V176ZM139 179H141V178H139ZM214 179L215 178H213L212 183H214V181H215ZM148 181H150V180H148ZM151 181H152V179H151ZM263 181H264V179H263ZM217 183H219V181H217ZM217 183H216V185L219 186L220 183L219 184H217ZM249 183H250V181H249ZM261 183H264V182H261ZM178 184H179V182L177 181V185ZM262 185H264V184H262ZM177 187H175V188L177 189ZM59 190L61 192V189H59ZM108 190H110V189H108ZM177 190H175V191H177ZM182 191H184V190L181 189V191L179 193L180 196H181ZM263 191H264V186L258 187V192H263ZM108 192H110V191H108ZM59 194H61V193H59ZM110 194H111V198H110ZM107 195L110 199L109 203L111 204V205L108 204L110 206L107 208H110L111 206H113L117 202L114 200L115 198L113 199L112 193H107ZM57 197H59V195H57ZM111 200L115 201L116 203L112 202ZM173 200H175V199H173ZM30 201H31V203L33 202L32 200H30ZM86 202H87V204H86ZM26 203H28V200ZM259 203H261V202H259ZM263 203L264 202L262 201V205H263ZM154 205L157 206V204H154ZM29 206H31L30 203H29ZM26 207H28V204L26 205ZM84 208H86V207H84ZM152 208H154V207L152 206ZM21 209H23V211H24V213H23L24 215L22 217V220L26 224L28 221V219H27L28 214L27 213L29 210L26 208H22V207H21ZM91 210H93V209H91ZM151 211L152 210H150V212ZM150 212L148 211L147 216L150 214L151 216L154 217V215H152L153 211L151 213ZM250 214H251V212H250ZM256 215H257V213H255V215L253 217L255 218ZM260 215H261V213H260ZM81 216H83V215H81ZM259 216H258V219L256 220L257 225H259V223L261 222L260 220H262V218ZM121 217H125V216L122 215ZM121 217H120V220L122 219ZM126 217H128L127 218V221H128V219L130 218V215L129 216L126 215ZM125 218H123V219H125ZM33 219H35V218H33ZM149 219H153V218L150 217ZM127 221L126 222L121 221V222L124 223L123 225H125V223H126V226H127ZM263 224L264 223L262 222V226H263ZM87 225H89V224H87ZM93 226H94V224H93ZM100 226H102V225L100 224ZM126 226H124V227H126ZM262 226L260 223L259 227L262 228ZM256 227H258V226H256ZM35 230H36L35 227L32 229V227L30 226L29 228H27V230L25 232L18 234L14 239L8 238L4 242H2V243L0 242V253H1L0 264H11V260L14 259L12 256L15 255L14 254L15 251L17 252L16 255L18 257L20 255H22L23 253L28 251V253L30 255L33 254L31 257L34 258V255L36 254V253H34V251H36V248L40 247V249H41L43 247L42 245L38 246L39 241H37L35 234H33V232H32ZM52 230L54 231L55 229H52ZM98 230H96V232ZM259 230L260 229L258 228V231ZM256 231H255V233H256ZM82 232H83V229H82ZM96 232H95V234H96ZM90 233H92V231H90L88 234H90ZM84 234H86V232ZM95 234L92 233L91 235L96 236ZM102 234H104V233L100 232V234H98L99 235L98 237H100V239L103 238ZM104 237L106 238L107 236H105V234H104ZM83 238H85V237H83ZM105 238H104V240H105L106 245H110L111 243H113L115 245L111 244V246H115L114 248L116 249L115 250L114 248L112 249V247L110 248V246L109 247L107 246L108 247V248H106L107 252L109 251V249L112 250L113 252L115 250V253L116 252L119 253V255L125 259L132 258L133 257L132 255L136 254L135 252H137L135 250L136 248L133 247L134 245L133 246L131 245V247L129 249V247L124 246V244H121V242L118 243V240H116L115 238H111V236L107 237L108 241H106L107 239H105ZM123 238L125 239V237H123ZM261 238H262V236H261ZM96 239H93L91 244H93V247L95 249H98V245L94 244L96 242ZM109 239H111V240H109ZM94 240H95V242H94ZM99 240L97 239L96 244H99L98 243V242H100ZM104 240H102V241L104 242ZM112 240H113V242L109 243ZM88 241H90V240H88ZM148 241H151V239ZM23 242H26L30 245V248L28 250L23 249V247L21 246V243H23ZM122 242H123V240H122ZM124 242L127 243L126 239ZM100 244H101V242H100ZM118 244H121V245H118ZM156 244L157 243H155V245ZM246 244H249V243L246 242ZM163 245H165V244H163ZM118 247H120V249ZM165 247H166V245H165ZM175 249L176 248H174V250ZM42 250H44V252H43L44 254L41 253L42 252L41 250H39V252L41 254H43V255L49 254L50 256L52 255L53 250H51V249L47 250L44 247ZM131 250L134 252V254H132V255H131ZM137 250H139V252H138V254L135 255L136 258H132V259H134V260H132L133 261L132 264H134V261H135V259H137V257L140 258V256L142 255V258H143L144 255H146L144 253L139 254L141 251H140V249H137ZM262 250H264V248H262ZM39 252H37V253H39ZM113 252H110L111 254L108 253V255L113 256ZM260 252L261 251H258L257 253H260ZM96 253L99 254L100 252H96ZM249 253L251 254V252H249ZM98 254L95 256V258L98 257ZM254 254H252V256H254ZM99 255H102V253ZM108 255L107 256L103 255V256H104V258L107 257V259H108ZM146 256L144 257V259H138V260L142 261L141 264H143V263L146 264L147 262L148 263L150 262V264L152 263V261ZM53 257H54V254H53ZM110 257L111 256H109V258ZM146 258H148V259L146 260ZM145 260L147 262H145ZM31 261H33V260L31 259ZM136 261H135V263H136ZM123 262H125V261H123ZM80 263H81V261H80ZM88 263L91 264L90 262H88ZM130 263H128V264H130ZM120 264H123V263H120ZM157 264H159V263H157Z\"/></svg>",
	"mask_w": 264,
	"mask_h": 264
}]
</instances>
